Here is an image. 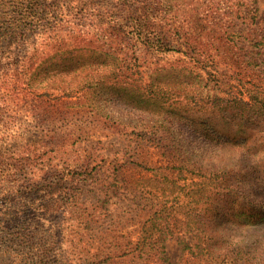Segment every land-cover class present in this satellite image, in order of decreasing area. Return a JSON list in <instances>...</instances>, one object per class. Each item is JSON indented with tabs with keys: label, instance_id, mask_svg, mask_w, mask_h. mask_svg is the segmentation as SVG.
Returning a JSON list of instances; mask_svg holds the SVG:
<instances>
[{
	"label": "rangeland",
	"instance_id": "obj_1",
	"mask_svg": "<svg viewBox=\"0 0 264 264\" xmlns=\"http://www.w3.org/2000/svg\"><path fill=\"white\" fill-rule=\"evenodd\" d=\"M251 4L255 18L244 13ZM25 8L33 26L18 27ZM141 20L145 34L155 35L153 23L183 48V34L233 29L236 43L217 56L220 77L239 96L264 100V0H0V264H264V229L245 235L233 220L222 222L197 193L207 177L165 142L150 141L155 117L121 98L97 109L78 104L95 92L67 97L47 83L4 80L7 67L29 57L64 71L65 53L52 57L55 42L119 54L128 74L129 64L152 58L131 32ZM10 28L17 34L7 37ZM91 53L76 52L75 65H115ZM182 57L190 55L161 60Z\"/></svg>",
	"mask_w": 264,
	"mask_h": 264
},
{
	"label": "trees",
	"instance_id": "obj_2",
	"mask_svg": "<svg viewBox=\"0 0 264 264\" xmlns=\"http://www.w3.org/2000/svg\"><path fill=\"white\" fill-rule=\"evenodd\" d=\"M257 9L251 4V8L245 9L244 13H252L255 18ZM30 16L25 8L17 26H33L35 18ZM217 27L211 29L212 34L206 33L208 37L194 31L183 34L180 38L186 45L183 48L170 41L161 27L153 23L149 28L155 35L150 30L145 34L147 22L141 20L133 25L131 32L137 35L147 55L152 58H145L139 64H129L131 71L128 74L125 70L128 58L119 54H109L89 45L65 48L67 44H64L59 47L55 42L51 48L57 51L52 57L65 53L58 66H68L61 68L67 80L62 77L64 71H50L44 63L37 64L30 57V63L25 61L16 68L7 67L4 80L7 84L17 80L30 86L47 83L49 88H59L61 96L67 97L77 96L82 91V94L95 92L89 102L85 100L78 104L89 103L97 109L105 107L104 100L121 98L133 110L155 117L151 127L157 128V131L153 133V138H149L150 141L165 142L166 146L176 151L184 166L195 167L199 176L207 177V180L198 183L199 197L208 195L210 204H213L223 223L233 220L237 226L243 227L245 235L258 230L260 234L264 229V112L256 111V108H264V100L252 95L248 100L239 96L240 91L233 85L227 87L228 82L220 77L224 73L218 69L217 56L233 46L236 38L230 27L232 31ZM15 31L10 28L5 35L10 37L17 34ZM18 39L24 38L20 36ZM155 42L158 44L156 47L153 46ZM214 47L218 49L215 52L212 51ZM82 51H90L97 58L112 57L115 65L103 64L98 68L101 62L97 66L78 67V63L75 65L73 61H78L74 55ZM133 51L137 52V45ZM172 52L190 57H182L169 64L162 62V55ZM192 59L196 64L192 63ZM70 61L72 64L68 65ZM210 88H214L215 93L201 94L200 90L210 91ZM151 122L148 119L147 124ZM198 223L200 232V219ZM147 233L143 231V234ZM159 253L165 259L166 250Z\"/></svg>",
	"mask_w": 264,
	"mask_h": 264
}]
</instances>
